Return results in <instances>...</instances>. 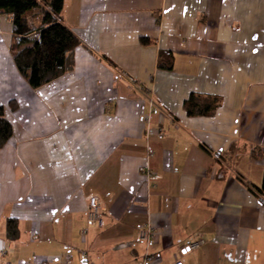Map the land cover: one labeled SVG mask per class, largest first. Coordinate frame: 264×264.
Returning a JSON list of instances; mask_svg holds the SVG:
<instances>
[{"label": "crops", "instance_id": "0c3cea01", "mask_svg": "<svg viewBox=\"0 0 264 264\" xmlns=\"http://www.w3.org/2000/svg\"><path fill=\"white\" fill-rule=\"evenodd\" d=\"M62 21L79 40L73 69L34 90L0 16L13 131L0 148V264H139L144 224L153 264H264V206L247 188L264 174V0H64ZM191 95L220 106L189 118ZM90 196L101 227L86 224Z\"/></svg>", "mask_w": 264, "mask_h": 264}, {"label": "trees", "instance_id": "16d2710c", "mask_svg": "<svg viewBox=\"0 0 264 264\" xmlns=\"http://www.w3.org/2000/svg\"><path fill=\"white\" fill-rule=\"evenodd\" d=\"M64 0H0V16L10 21L9 50L19 74L31 89L37 90L52 83L73 69V53L79 46L78 38L62 21ZM146 44V39H141ZM168 55L161 53L160 57ZM159 67L170 70L171 64ZM220 106L216 97L191 95L183 103L189 118L210 117ZM10 123L0 106V148L12 137ZM260 155H258L259 157ZM264 206V174L260 188L247 187ZM10 241L18 237L17 223L10 219L6 224Z\"/></svg>", "mask_w": 264, "mask_h": 264}, {"label": "built area", "instance_id": "2783aa9c", "mask_svg": "<svg viewBox=\"0 0 264 264\" xmlns=\"http://www.w3.org/2000/svg\"><path fill=\"white\" fill-rule=\"evenodd\" d=\"M145 176L146 178H151V174L148 170L145 171ZM102 211L103 209L98 198L93 196L87 198L86 224L88 227L94 225L101 227L103 219ZM155 232L156 231L148 224H144L138 229L139 241L145 247V253L139 264H153L155 262L156 257L150 252V246L154 240V235L156 234ZM203 245L204 241L200 239L191 243L187 249L190 252H194L200 249ZM174 264H181V262L179 261L178 263Z\"/></svg>", "mask_w": 264, "mask_h": 264}]
</instances>
